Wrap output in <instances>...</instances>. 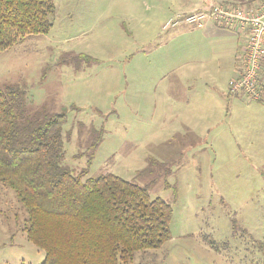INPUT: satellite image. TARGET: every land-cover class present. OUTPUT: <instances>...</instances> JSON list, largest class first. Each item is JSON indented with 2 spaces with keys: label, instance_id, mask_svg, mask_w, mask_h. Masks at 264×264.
Instances as JSON below:
<instances>
[{
  "label": "rangeland",
  "instance_id": "1",
  "mask_svg": "<svg viewBox=\"0 0 264 264\" xmlns=\"http://www.w3.org/2000/svg\"><path fill=\"white\" fill-rule=\"evenodd\" d=\"M175 3L53 0L49 32L0 53V88L65 114L63 165L82 181L112 174L170 205V239L130 264H264V102L228 95L234 42L163 28ZM24 217L0 185V264L43 262Z\"/></svg>",
  "mask_w": 264,
  "mask_h": 264
},
{
  "label": "trees",
  "instance_id": "2",
  "mask_svg": "<svg viewBox=\"0 0 264 264\" xmlns=\"http://www.w3.org/2000/svg\"><path fill=\"white\" fill-rule=\"evenodd\" d=\"M53 10V0H0V53L47 34ZM65 119L46 107L30 113L19 86L0 88V185L23 210L21 231L44 252L41 264H130L159 249L170 239V205L112 174L74 175L63 165ZM91 136L94 152L101 132Z\"/></svg>",
  "mask_w": 264,
  "mask_h": 264
},
{
  "label": "built area",
  "instance_id": "3",
  "mask_svg": "<svg viewBox=\"0 0 264 264\" xmlns=\"http://www.w3.org/2000/svg\"><path fill=\"white\" fill-rule=\"evenodd\" d=\"M207 22L244 33L236 75L229 79L227 92L229 96L247 102L260 101L263 91L260 70L264 60V0L251 6L210 4L191 13L176 14L164 28L180 24L202 28Z\"/></svg>",
  "mask_w": 264,
  "mask_h": 264
},
{
  "label": "crops",
  "instance_id": "4",
  "mask_svg": "<svg viewBox=\"0 0 264 264\" xmlns=\"http://www.w3.org/2000/svg\"><path fill=\"white\" fill-rule=\"evenodd\" d=\"M261 0H177V6H178V10L176 13H181V14H187V13H191L195 10H198L202 7H205L207 5L210 4H226V5H233V6H251V5H255L257 2H260ZM186 25V24H184ZM190 26V25H187ZM164 28V26H163ZM193 30H203L202 34L204 37H206V39H216L219 42H225V41H232L237 45V49H226L224 57L227 61H229V64L231 67L230 71L232 72V77H234L236 75V71H237V66H236V62L238 63V56L242 47V43H243V32H239V31H235V30H230V29H223V28H219L215 25H213L212 23H205L204 26L202 28H197V27H193V29H189V31H193ZM261 70H260V78L262 80V84H263V91H262V98H261V102H264V60L262 61V65H261ZM201 76V77H200ZM199 76V81H201V79L206 78L207 82H211L212 79H214V76H208L207 73L203 72L200 73ZM229 78V79H231ZM229 81V80H228ZM207 82L205 81L203 84L206 85ZM228 83V82H227ZM189 84V83H188ZM194 85V84H193ZM241 99V98H240ZM243 100V99H242ZM192 134L195 136V138L198 140L197 137V130L193 131Z\"/></svg>",
  "mask_w": 264,
  "mask_h": 264
}]
</instances>
